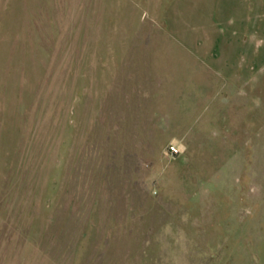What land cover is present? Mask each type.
Here are the masks:
<instances>
[{"label":"rangeland","instance_id":"1","mask_svg":"<svg viewBox=\"0 0 264 264\" xmlns=\"http://www.w3.org/2000/svg\"><path fill=\"white\" fill-rule=\"evenodd\" d=\"M149 3L0 0V264H264L263 101L104 73Z\"/></svg>","mask_w":264,"mask_h":264},{"label":"crops","instance_id":"2","mask_svg":"<svg viewBox=\"0 0 264 264\" xmlns=\"http://www.w3.org/2000/svg\"><path fill=\"white\" fill-rule=\"evenodd\" d=\"M146 11L151 18L117 40V70L105 74L144 75L147 105H202L207 70L264 103V0H150ZM110 80L95 105L109 98Z\"/></svg>","mask_w":264,"mask_h":264},{"label":"built area","instance_id":"3","mask_svg":"<svg viewBox=\"0 0 264 264\" xmlns=\"http://www.w3.org/2000/svg\"><path fill=\"white\" fill-rule=\"evenodd\" d=\"M167 151L169 154L178 155L180 150L176 145L172 144V145H168Z\"/></svg>","mask_w":264,"mask_h":264}]
</instances>
